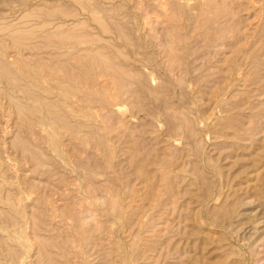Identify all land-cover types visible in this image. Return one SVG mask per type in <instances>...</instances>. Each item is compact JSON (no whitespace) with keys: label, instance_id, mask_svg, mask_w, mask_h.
I'll return each instance as SVG.
<instances>
[{"label":"rangeland","instance_id":"374dc122","mask_svg":"<svg viewBox=\"0 0 264 264\" xmlns=\"http://www.w3.org/2000/svg\"><path fill=\"white\" fill-rule=\"evenodd\" d=\"M0 264H264V0H0Z\"/></svg>","mask_w":264,"mask_h":264}]
</instances>
